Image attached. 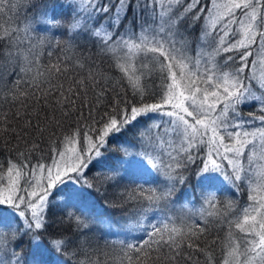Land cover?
Masks as SVG:
<instances>
[{
	"label": "snow or ice",
	"instance_id": "obj_1",
	"mask_svg": "<svg viewBox=\"0 0 264 264\" xmlns=\"http://www.w3.org/2000/svg\"><path fill=\"white\" fill-rule=\"evenodd\" d=\"M5 16L0 93L17 110L0 112V137L34 153L33 132L42 141L49 128L69 130L49 134L50 164L0 165V264H200L201 256L217 264L218 241L220 264H264V0H0ZM87 44L107 71L103 60L76 55ZM109 71L119 74L115 83ZM44 108L52 115L41 119ZM161 123L167 142L153 136ZM129 132L140 144L143 184L120 194L130 205L122 220H100L117 237L105 251L92 246L99 214L84 186L93 187V168H115L108 144ZM193 167L198 208L183 187ZM242 186L244 207L220 199ZM57 194L62 207L52 203ZM50 207L62 215L44 243Z\"/></svg>",
	"mask_w": 264,
	"mask_h": 264
},
{
	"label": "trees",
	"instance_id": "obj_2",
	"mask_svg": "<svg viewBox=\"0 0 264 264\" xmlns=\"http://www.w3.org/2000/svg\"><path fill=\"white\" fill-rule=\"evenodd\" d=\"M208 0H203V3L206 4ZM203 6V4L201 5ZM12 14L10 13L9 16ZM9 17L5 16L2 20H0V23L4 21H8ZM19 20H22V16L18 18ZM12 26H16L17 18H13L11 21ZM203 23V21H201ZM199 34V27H197L191 35H198ZM75 53L77 56L83 54L85 56L91 55L92 61L95 63H100L101 60H103L102 67L107 71L109 68L108 61L104 59L103 57L96 54V50L91 46V44L84 45L83 47H78L75 49ZM55 60V57H53V61ZM47 58H44V63H47ZM3 62L0 61V64ZM8 71H11V68L8 69ZM18 71V69H16ZM108 74L112 76L113 83H115L116 79L118 78L119 74L115 71H109ZM16 77L13 76L12 79L14 80ZM5 82H7L10 86L11 81L5 78ZM111 87V85H109ZM0 87H3V82H0ZM121 86H116V91H120ZM128 98H131V93H128ZM0 112H15L17 109L15 106H13L11 103H6L4 100V96L2 93H0ZM31 111V109H30ZM245 115H247L248 111L250 109H244L243 110ZM47 113L49 116L52 115L51 111L47 108L42 109L41 111V119L43 118L44 114ZM23 123V121H21ZM151 123V121H149ZM157 123H159V120H157ZM33 124H35V121H33ZM164 124H160L159 129H153V136H158L159 139L164 140L167 142L170 137L169 135L165 134L166 127L163 126ZM15 126V125H14ZM43 126V124H42ZM75 125L73 124L72 127ZM68 126L66 125L63 130L60 129H54L49 128L48 131L44 133V138L42 141H38V138L36 136V133L33 132L32 136L29 138V147L31 143L33 142H39L40 148L39 151L30 153L25 150V147L23 143L21 142L19 146H17V140L13 138L11 135L0 137V165L3 166V168L7 169V162L9 160H13L17 163L21 162H29L31 165H35L38 161L43 163L50 164L52 162L51 155H50V145L51 140L49 139V134L51 132H55V136L52 137V139H55L59 137L60 139L63 138V134H66L68 131ZM128 141V143H126ZM159 142V140H157ZM19 152H24V159L22 160L19 157ZM141 152L140 144L138 140H132L131 133H125L120 135L117 139L111 140L108 144V148L105 152L106 155H109V160L106 162L108 165H115V168L112 169L110 167H104V168H93L88 172V180L93 185L91 188L85 187V196H87L92 204L95 205L99 215H97V218L95 220V227L93 229L92 233H89V235L92 237V246L99 247L101 250H107L104 248L106 241L111 242L114 239H117V237L106 235L108 232L106 227L103 226V224L100 223V220L103 219H109L113 223L118 220H122V217L124 213L128 211V208L130 205H123L121 203L120 194L124 191L125 188H132L135 187L138 184H143V180L137 179L138 176L137 167L138 162L141 161L143 158L139 155ZM198 171V167L190 168L184 175H186L189 179L184 184V189L187 190V193L189 194V198L195 200V207H199L201 203V197H200V189L198 187H195L196 182V172ZM101 173L104 174V176H124L123 180H119L117 183L113 180H106L104 176H100L99 179H93L94 176H98ZM147 186V185H144ZM179 187V185H177ZM31 190V189H29ZM220 199H232L234 200L239 207H244L248 203L247 199V188L246 186H242L239 192H235L233 194L232 192H221L219 193ZM64 199V196L61 194H57L55 197L52 198V203L56 204L58 207H62L60 202ZM179 203H183V201H179ZM58 207H50L47 213V219L52 224V227H50L48 230L42 232L39 236V240L47 243L49 240L53 238L52 233L56 231V224L54 222L58 221L61 218V212L58 211ZM155 219V218H153ZM227 229L225 228L223 231H213L212 235L208 237V240L206 243L210 242L213 239L219 238L222 239L226 233ZM123 238V237H119ZM30 236H24L20 241L19 244L22 248L27 250L29 248V242L31 241ZM221 244L219 241L214 246L215 250V256L217 264H220V261L222 260V255L220 252ZM59 255V254H56ZM63 259V257H61ZM83 256H78L77 260H83ZM200 264H203V257L200 258Z\"/></svg>",
	"mask_w": 264,
	"mask_h": 264
},
{
	"label": "rangeland",
	"instance_id": "obj_3",
	"mask_svg": "<svg viewBox=\"0 0 264 264\" xmlns=\"http://www.w3.org/2000/svg\"><path fill=\"white\" fill-rule=\"evenodd\" d=\"M5 78H6V77H5ZM165 119H167V118H165ZM164 126L167 127L166 125H163V126H161V127L163 128ZM191 199H192V198H191ZM85 203H86L88 206H93V205H94V204H92V203L90 202V200H89V198H88L87 196H85ZM94 211H97L95 205H94ZM103 226L106 227V225H104V224H103ZM105 229H107V227H106ZM107 230H108V229H107Z\"/></svg>",
	"mask_w": 264,
	"mask_h": 264
}]
</instances>
